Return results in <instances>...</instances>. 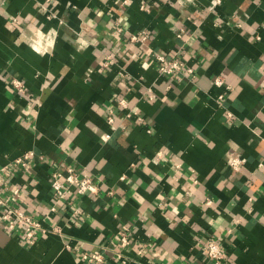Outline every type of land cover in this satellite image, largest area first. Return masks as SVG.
<instances>
[{
	"label": "crops",
	"instance_id": "1",
	"mask_svg": "<svg viewBox=\"0 0 264 264\" xmlns=\"http://www.w3.org/2000/svg\"><path fill=\"white\" fill-rule=\"evenodd\" d=\"M5 165L17 206L60 231L27 244L0 221V264H215L209 240L224 264H264V0H0ZM70 166L99 191L56 200Z\"/></svg>",
	"mask_w": 264,
	"mask_h": 264
},
{
	"label": "built area",
	"instance_id": "2",
	"mask_svg": "<svg viewBox=\"0 0 264 264\" xmlns=\"http://www.w3.org/2000/svg\"><path fill=\"white\" fill-rule=\"evenodd\" d=\"M35 30V29H34ZM53 31H43L37 29L35 31V37H32L31 43L33 48L41 49L46 45H50V40L53 38ZM148 33L146 30H142L139 35L133 36L135 39L145 40ZM44 41V42H43ZM46 45H45V44ZM106 63L109 64L112 61L110 55H107ZM156 59L160 63V71L163 74H172L178 70H181L183 62L177 59H167L163 54L156 55ZM215 82L219 86H224V78L219 76L215 79ZM14 86L20 91L25 92L26 87L24 82L19 78H14ZM228 87V86H227ZM223 95H221L222 97ZM119 103L127 111L126 116L138 117L143 119L138 111L130 108L126 98H120ZM109 120L113 121V116H109ZM161 155L162 152H159ZM33 155L32 152H27L24 156L15 160L16 163L28 167L30 165V158ZM243 164V158L239 155H232L229 159V165L233 170H238ZM9 166L5 165L0 168V183L7 185L6 175L8 173ZM51 186L53 195L56 200H65L68 198L70 192L74 190L78 194L84 193H97L99 191V185L94 181L92 176L86 172L78 171L76 168L70 166L67 171L54 170L52 172ZM20 192L19 188L11 189L9 186H0V221L1 225L10 232H16L18 230L23 231V243L33 244L36 239L41 235L50 231H60L57 226L45 225L42 219L34 217L28 211L21 209L14 201V196ZM211 202V200H208ZM56 210V206L52 207ZM79 213V210H75ZM122 244L126 245L130 242V237L126 231L121 232ZM206 252L208 256L214 261L215 264H224L226 260V251L222 248L221 244L215 240H209L206 246ZM83 257L89 261L101 262L104 260V254L100 251H94L90 253H84Z\"/></svg>",
	"mask_w": 264,
	"mask_h": 264
}]
</instances>
